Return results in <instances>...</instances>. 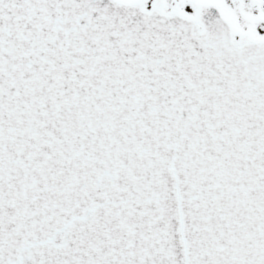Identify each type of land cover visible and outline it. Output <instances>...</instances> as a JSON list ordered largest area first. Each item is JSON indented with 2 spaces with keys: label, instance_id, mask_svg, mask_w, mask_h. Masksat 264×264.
I'll return each instance as SVG.
<instances>
[{
  "label": "snow or ice",
  "instance_id": "snow-or-ice-1",
  "mask_svg": "<svg viewBox=\"0 0 264 264\" xmlns=\"http://www.w3.org/2000/svg\"><path fill=\"white\" fill-rule=\"evenodd\" d=\"M0 264H264V0H0Z\"/></svg>",
  "mask_w": 264,
  "mask_h": 264
}]
</instances>
